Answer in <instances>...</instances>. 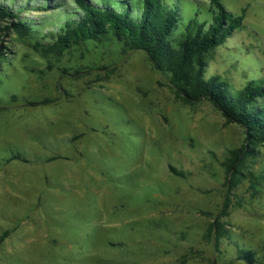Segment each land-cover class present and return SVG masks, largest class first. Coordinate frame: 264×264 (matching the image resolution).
<instances>
[{"label": "rangeland", "instance_id": "1", "mask_svg": "<svg viewBox=\"0 0 264 264\" xmlns=\"http://www.w3.org/2000/svg\"><path fill=\"white\" fill-rule=\"evenodd\" d=\"M166 1L176 36L211 23L210 0ZM220 1L240 25L205 79L233 95L264 86V0ZM0 4L32 26L0 27V264H264V145L111 36L35 51L79 13L74 0Z\"/></svg>", "mask_w": 264, "mask_h": 264}, {"label": "trees", "instance_id": "2", "mask_svg": "<svg viewBox=\"0 0 264 264\" xmlns=\"http://www.w3.org/2000/svg\"><path fill=\"white\" fill-rule=\"evenodd\" d=\"M79 13L67 19L52 34V43H35V51L60 55L85 42L102 43L113 37L127 51H142L148 55L157 72L168 75L171 85L186 103L208 100L219 110L228 123L245 130L249 145H264V110L253 105L264 98V86H247L236 95L219 78L205 79L206 57L225 42L238 28L240 21L232 18L220 0H210L211 23L207 27L190 20L183 32L176 36L181 24L177 3L166 0H74ZM0 27L27 37L32 26L19 13L0 4ZM176 36V37H175ZM0 42V60L4 58ZM247 146L233 155L236 169L248 156ZM3 236L0 244L3 242Z\"/></svg>", "mask_w": 264, "mask_h": 264}]
</instances>
